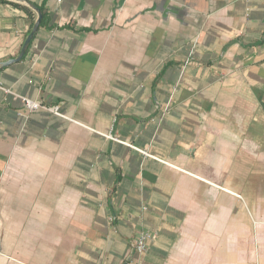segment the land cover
<instances>
[{
	"label": "crops",
	"instance_id": "1",
	"mask_svg": "<svg viewBox=\"0 0 264 264\" xmlns=\"http://www.w3.org/2000/svg\"><path fill=\"white\" fill-rule=\"evenodd\" d=\"M0 264H264V0H0Z\"/></svg>",
	"mask_w": 264,
	"mask_h": 264
},
{
	"label": "built area",
	"instance_id": "2",
	"mask_svg": "<svg viewBox=\"0 0 264 264\" xmlns=\"http://www.w3.org/2000/svg\"><path fill=\"white\" fill-rule=\"evenodd\" d=\"M20 98H21V100L25 106L24 108L29 113H32V112L37 111V110H45V111L52 112V113H58L56 108L45 106L41 102L34 101V100L27 98V97H20ZM164 111H167V109H165ZM105 137L113 140L114 142L122 143L119 139L113 137L112 135H107ZM129 147H132L133 149L137 150L138 152H140L142 155H144L147 158L157 159L155 156L150 154V152H148V151L139 149V148L131 146V145H129ZM157 237H158L157 234L152 232V231H143L142 233H140L137 240L135 241V245H134L135 252L137 254H141V255L146 253L149 249V246L153 242L156 241Z\"/></svg>",
	"mask_w": 264,
	"mask_h": 264
},
{
	"label": "water",
	"instance_id": "3",
	"mask_svg": "<svg viewBox=\"0 0 264 264\" xmlns=\"http://www.w3.org/2000/svg\"><path fill=\"white\" fill-rule=\"evenodd\" d=\"M38 13H39V20L36 23V25H35V27L33 29V32L31 33V35L26 40L25 45H24V47L22 49V52H21L20 56L16 60H12L10 62L3 63L2 66L8 67V66H10L12 64L20 62L23 59V57L25 56V54H26V52H27V50H28V48L30 46V43H31V41H32V39H33V37H34L35 33L37 32V30L39 28V25H40V21H41L42 15H41V13L39 11H38Z\"/></svg>",
	"mask_w": 264,
	"mask_h": 264
},
{
	"label": "trees",
	"instance_id": "4",
	"mask_svg": "<svg viewBox=\"0 0 264 264\" xmlns=\"http://www.w3.org/2000/svg\"><path fill=\"white\" fill-rule=\"evenodd\" d=\"M43 20H44V17H43V18H41V22H40V24H42V23H43Z\"/></svg>",
	"mask_w": 264,
	"mask_h": 264
}]
</instances>
